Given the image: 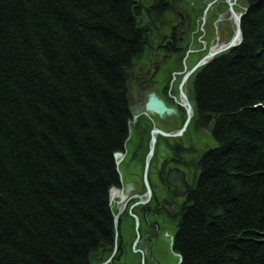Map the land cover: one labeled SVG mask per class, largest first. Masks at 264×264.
Segmentation results:
<instances>
[{"label": "trees", "instance_id": "16d2710c", "mask_svg": "<svg viewBox=\"0 0 264 264\" xmlns=\"http://www.w3.org/2000/svg\"><path fill=\"white\" fill-rule=\"evenodd\" d=\"M193 81L202 153L176 226L181 264H264V0ZM134 0H0V264H89L114 232Z\"/></svg>", "mask_w": 264, "mask_h": 264}, {"label": "flooded vegetation", "instance_id": "af4514ba", "mask_svg": "<svg viewBox=\"0 0 264 264\" xmlns=\"http://www.w3.org/2000/svg\"><path fill=\"white\" fill-rule=\"evenodd\" d=\"M135 2L145 39L126 74L131 128L121 150V194L111 205L118 217L112 243L96 251L94 264H181L173 238L208 149L193 107L192 76H185L229 40L234 21L228 0Z\"/></svg>", "mask_w": 264, "mask_h": 264}, {"label": "water", "instance_id": "95a60500", "mask_svg": "<svg viewBox=\"0 0 264 264\" xmlns=\"http://www.w3.org/2000/svg\"><path fill=\"white\" fill-rule=\"evenodd\" d=\"M229 1V6H230V11L232 16L234 17V24H235V30L234 33L232 35V37L225 43H222L221 45H219V47L216 50H210L204 57H202L192 68L191 71L193 69H195L196 67L207 63L209 60H211L213 57H215L216 55H218L219 53L228 50L230 48L235 47L236 45H238L241 42V29H240V22L242 19V16L244 15V13L247 11L248 7H249V3L247 0H241L240 5L243 8L241 12L236 13L233 9H232V5L235 3V0ZM159 105L158 102H156V106ZM129 110H131V107H128ZM121 156V153L119 151L114 152V158L117 159L118 157ZM117 163V160H116ZM113 189V188H112ZM116 219H117V215H115L113 217V223L114 225L116 224ZM101 246L103 245L102 243L100 244ZM94 253H90L89 254V264L93 263V259H94ZM181 258H178V261L180 262Z\"/></svg>", "mask_w": 264, "mask_h": 264}, {"label": "bare ground", "instance_id": "6f19581e", "mask_svg": "<svg viewBox=\"0 0 264 264\" xmlns=\"http://www.w3.org/2000/svg\"><path fill=\"white\" fill-rule=\"evenodd\" d=\"M134 4H136V2H135V0H134ZM249 8V7H248ZM248 10V9H247ZM139 11V10H138ZM139 13V12H138ZM137 18H138V14H137V16H136ZM233 19H234V17H233ZM240 29H241V22H240ZM234 30H235V24L233 23V33H234ZM233 33H232V35H233ZM232 37V36H231ZM230 37V38H231ZM229 38V39H230ZM241 39H242V32H241ZM218 48V46H216V47H213L212 48V50H216ZM132 62V61H131ZM130 65V64H129ZM129 65L127 66V67H125L124 68V70H123V79H124V82H125V86H126V84H127V76H126V74H127V69H128V67H129ZM203 65H205V64H202V65H200V66H198V67H196L195 69H193L192 71L190 70V71H188V74L185 76V77H189V76H192L191 77V81H192V88H193V81H194V79H195V75H196V73H197V71L203 66ZM193 71H196L195 73L193 72ZM126 89H127V87H126ZM192 91H193V89H192ZM193 100H194V94H193ZM130 105L129 104H127V109H128V112L130 113L131 112V110H132V107H131V110H129V107ZM193 107H194V111H196V102H195V100H194V102H193ZM190 115H191V110H189V117L187 118V120H186V123H187V121L189 120V118H190ZM195 115H196V113H195ZM197 118H198V120H199V117H198V115H197ZM128 134H127V136H126V138H125V140H124V143H123V145H122V147H121V149H119V150H116V151H114V152H117V151H119L120 153H121V156L120 157H118L117 159H115L114 158V152L112 153V157H113V159H114V165H115V169H116V173H117V181H118V179L120 178V167H119V164H120V161H121V159H122V148H123V146H124V144L126 143V141H127V139H128V136H129V133H130V128H131V120H130V114H129V118H128ZM201 125V124H200ZM201 127L203 128V129H206L205 131H209V128L207 127V126H202L201 125ZM210 133V132H209ZM152 145H153V143H152ZM213 147V146H212ZM209 148H211V147H208V149ZM151 153H152V146H151V149H150V151H149V156L151 155ZM116 160H117V163H116ZM116 184H117V182H116ZM116 184L115 185H111L110 187H109V189H108V203H109V206H110V208H111V205H112V202H113V200H115V195L117 196V195H120L121 193L119 192V189H118V187L116 186ZM113 188V189H112ZM92 253V252H91ZM90 254V253H89ZM88 258H89V255H88ZM88 263H89V260H88Z\"/></svg>", "mask_w": 264, "mask_h": 264}, {"label": "rangeland", "instance_id": "374dc122", "mask_svg": "<svg viewBox=\"0 0 264 264\" xmlns=\"http://www.w3.org/2000/svg\"><path fill=\"white\" fill-rule=\"evenodd\" d=\"M240 2H241V0H237V2H236V4H235V6H236V10H237V12L238 11H242V7H241V5H240ZM204 2H202V8H200V10H202L203 8H204V6H205V4H203ZM232 21V20H231ZM231 26H232V28H233V23L231 24ZM203 139V141H204V143H205V145L207 146V147H212V146H214L215 145V142L213 141V139L211 138V136H210V133H209V131H203L202 133H201V140ZM117 214V213H116Z\"/></svg>", "mask_w": 264, "mask_h": 264}]
</instances>
